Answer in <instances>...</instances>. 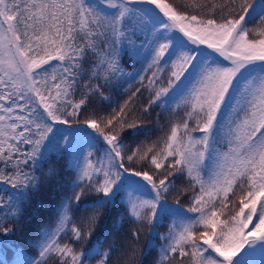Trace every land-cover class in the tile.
Segmentation results:
<instances>
[{
	"label": "snow or ice",
	"instance_id": "1",
	"mask_svg": "<svg viewBox=\"0 0 264 264\" xmlns=\"http://www.w3.org/2000/svg\"><path fill=\"white\" fill-rule=\"evenodd\" d=\"M0 185V264H264V0H0Z\"/></svg>",
	"mask_w": 264,
	"mask_h": 264
},
{
	"label": "trees",
	"instance_id": "2",
	"mask_svg": "<svg viewBox=\"0 0 264 264\" xmlns=\"http://www.w3.org/2000/svg\"><path fill=\"white\" fill-rule=\"evenodd\" d=\"M165 2H172L175 6H182V7H189L192 8L195 5H211V4H222L224 2V0H165ZM204 9H201V11H203ZM260 9H257V12H259ZM255 14V13H254ZM258 23V22H257ZM256 25H250V27H255ZM127 67V65H126ZM137 68H139V65H137ZM128 71H133V69L128 68ZM150 75V73H148ZM125 88H128L129 91H134L137 87H140L138 82H131L128 85H124ZM120 92H123V88L120 89ZM110 94L113 96L114 99L117 100H121L124 98L120 95L117 94L116 90H111ZM147 93L144 94L143 98L147 97ZM113 107H115V105H113ZM107 108V105H97L96 108L94 109L95 111L100 112L101 114H103V109ZM93 109H90L89 111H92ZM157 112L160 111V109H156ZM151 120L153 122L148 123L147 127L149 129H151V132L148 134V136H141L139 138L138 141H135V143H139L140 141H144L146 143H151L152 141L156 140L157 137H160L163 135V132L161 131V125H167V120L162 118L160 123L157 124L155 123V116H153L151 118ZM127 143L132 146L134 144V141L132 140H128ZM39 175V173H37ZM186 185L183 182H178L177 187L178 188H183ZM6 187L4 185H0V188ZM177 193H173L172 196L170 197L171 199H174L176 197ZM53 197H55V200L53 199ZM60 199V194L59 193H55L52 191V189L50 187H44L41 189L40 192L35 193L32 198H31V203L30 205L26 206L27 210L25 211V216L29 215L33 208L36 207L37 204L43 205L44 207L40 209V217L38 218V220L34 221L33 223V231L35 229V226L37 224H43V223H47L49 225H51L52 227L55 226V216L53 213H51L50 211H46L45 209L49 208L51 205H53L54 203L58 202ZM184 198L182 197V200ZM185 204L187 205V201L185 200ZM128 225L125 224V230H127ZM164 231H166V228L163 229ZM18 242V241H17ZM159 243H163L162 241ZM16 248V244L15 243H8L6 247L0 246V252H2V256H0V258H6L9 260V262H11L13 253L15 252ZM158 251V249H157ZM186 259V258H185Z\"/></svg>",
	"mask_w": 264,
	"mask_h": 264
}]
</instances>
